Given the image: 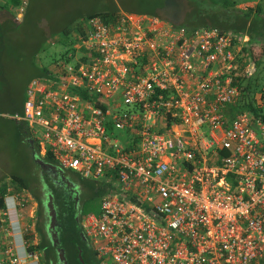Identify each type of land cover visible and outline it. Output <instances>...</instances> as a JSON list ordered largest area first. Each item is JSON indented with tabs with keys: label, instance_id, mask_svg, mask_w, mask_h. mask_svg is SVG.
Wrapping results in <instances>:
<instances>
[{
	"label": "built area",
	"instance_id": "obj_1",
	"mask_svg": "<svg viewBox=\"0 0 264 264\" xmlns=\"http://www.w3.org/2000/svg\"><path fill=\"white\" fill-rule=\"evenodd\" d=\"M27 5L12 9L17 20ZM235 38L154 16L95 17L74 54L27 84L23 113L12 118L38 155L50 152L85 179L112 172L121 189L81 223L99 264H264V119L237 108L254 66L240 63ZM80 88L101 102L81 98ZM137 104L142 112H130ZM108 118L136 128L139 147L113 138ZM10 198L19 208L28 201ZM8 211L0 208V264H31L37 256L25 241L18 252L9 240Z\"/></svg>",
	"mask_w": 264,
	"mask_h": 264
},
{
	"label": "trees",
	"instance_id": "obj_2",
	"mask_svg": "<svg viewBox=\"0 0 264 264\" xmlns=\"http://www.w3.org/2000/svg\"><path fill=\"white\" fill-rule=\"evenodd\" d=\"M37 1H28L21 20H17L12 11L19 4V0H11L6 5L0 4V116L1 114L21 115L27 84L32 78L49 76L50 66L48 68L42 66L39 69L34 66L37 70L31 74V77H21V74L25 76L24 72L29 69L26 62L34 63L33 59L43 48L46 38L49 40L50 37L55 36L58 39L57 43L66 48L53 58L52 62L59 57L65 58L68 52L74 54L77 51L75 45L82 41L84 25L87 21L99 17L106 24H116L123 12L133 16L158 17L174 27H183L189 32L195 29L215 27L237 37L234 41L241 46L238 54L240 63L254 66V70L249 71L242 80L241 88L245 92L242 93L237 108L251 111L257 116L261 114L264 106V82L259 83L257 70L264 64V0H110V5L109 0H106L102 4L103 6L99 7L100 9L96 8L87 12L75 11L77 8L74 7V14L66 19L64 25L59 29H55V27L43 28V16L39 12L41 5ZM70 2L71 0H60L55 5L71 8ZM249 2L254 4L246 5ZM239 4L246 6L240 8ZM173 6H177V9ZM244 35L248 37V40L242 43L240 37ZM12 62L21 64L22 67L20 68L21 74L16 77L10 75L8 66ZM74 91L81 98L93 100L96 103H100L102 100L97 95L89 96L83 88ZM129 111L140 114L142 107L137 104ZM260 116L264 119V115ZM13 123L16 128H19L15 121ZM168 126H171L169 118ZM105 129L113 138L121 141L126 149L134 150L139 147L136 128L116 129L113 120L108 118ZM26 133L29 134V130ZM36 149L38 147L34 148V150ZM42 160L57 166L50 152L42 157ZM69 173L78 179L77 189L87 199L100 200L101 202L104 198L119 194L121 191L112 172L105 173V176L98 179H85L73 171H69ZM9 179L15 184L14 192H21V188L28 189L37 201L34 232L28 230L23 236L27 251L37 256L38 264H62L58 260L56 247L52 245L51 239L44 229L42 199L34 190L30 189V183L26 182L23 176L10 173ZM47 183L54 196L58 220V228H56L58 246L64 250L66 264H81L78 259L79 248L82 250V258L86 264H99L93 251L82 240L81 226L78 227L76 220L78 212L86 214L91 212V209L82 205L78 211L75 210L72 200L69 201L67 194L61 190V186L54 185L49 180ZM7 191L8 184L0 183L1 209L5 208ZM98 208H95L93 212H97Z\"/></svg>",
	"mask_w": 264,
	"mask_h": 264
},
{
	"label": "rangeland",
	"instance_id": "obj_3",
	"mask_svg": "<svg viewBox=\"0 0 264 264\" xmlns=\"http://www.w3.org/2000/svg\"><path fill=\"white\" fill-rule=\"evenodd\" d=\"M60 0H38L37 2L41 5L39 12L42 13L44 23V29L53 28L59 29L62 27L66 19L70 18L74 14L73 8L76 7L75 11L87 12L93 9H100L102 4L106 0H71L69 3L71 8H62L59 5H55ZM108 4V2H107ZM111 4L109 0V5ZM254 3H246L248 6H252ZM244 4H239L238 7L243 8L246 6ZM100 7V8H99ZM177 9V6H173ZM45 39V44L43 48L38 52L37 56L33 59L34 63L26 62L28 65V70L24 72L25 76L21 74V64L12 62L10 67V75L16 77L21 74V77H31V74L42 66L47 68L50 66L52 59L57 57L60 52L64 51L65 46L57 43L55 36ZM80 43V42H78ZM23 64V63H22ZM36 66V68L34 67ZM259 83L264 82V64L258 67ZM264 115V106L261 111ZM1 114L0 116V183L7 182L10 173H17V175L23 176L26 182L32 183L37 181V167L32 163L28 147L22 141V133L19 128L14 126L11 120L12 115ZM10 183L12 181L10 180ZM44 199V198H43ZM100 204V200L93 201L84 197V194H80V206H86L91 209V212L95 211ZM29 210V208H28ZM26 211V210H25ZM45 213V214H44ZM44 213L42 215L43 222L46 224L48 222V217L46 209L44 208ZM36 216V213L34 212ZM27 216V213L25 214ZM29 218V217H27ZM35 218V217H34ZM26 227V224L24 225ZM45 229V227H44ZM36 235V234H35Z\"/></svg>",
	"mask_w": 264,
	"mask_h": 264
},
{
	"label": "crops",
	"instance_id": "obj_4",
	"mask_svg": "<svg viewBox=\"0 0 264 264\" xmlns=\"http://www.w3.org/2000/svg\"><path fill=\"white\" fill-rule=\"evenodd\" d=\"M140 16H146V15H140ZM161 21L168 23L165 20H161ZM4 116H6V115H4ZM11 120L15 121L16 125H18V127L22 133V139L21 140L24 141V143L28 147L29 157H30L32 163H34L36 165V167L38 168L37 164L34 161V156H36V157L39 156L38 155V149L34 150L33 142L31 143L32 140H30V135L29 134L27 135V133H26L27 130H25V128L23 127V123L20 121H16L12 117H11ZM38 173L39 172L37 169V172H36L37 177H38ZM7 179H8V181L5 183L8 184V191H7V194L5 196V206L9 209L8 214L12 220L11 224H12V226H14L13 233L11 236H9V240L13 241L14 247L18 250V252H22V250L24 249L22 247V243H24L23 236L25 235L23 229L26 227L27 228L29 227V230L34 232L35 223H34V225L32 224V222H33V219H32L33 214L32 213L34 210L33 208H34L35 203H33V198H32L33 196L28 189L21 188V192L20 191L14 192L15 191V186H14L15 184L10 183L9 178H7ZM34 182L30 183V189L33 188L32 187L33 185H36V184H34ZM15 193H20L22 195H26L27 197L29 196L30 200L28 199V203H27L28 205H24V207H22V208L15 206L12 198H10V196L15 194ZM28 208H29V210H28ZM26 213H27V216H25ZM27 217H29V218H27ZM25 224H26V227L24 226ZM17 226H19L20 228L18 229ZM34 259L33 258L31 259V264H38V259L37 258H34Z\"/></svg>",
	"mask_w": 264,
	"mask_h": 264
},
{
	"label": "flooded vegetation",
	"instance_id": "obj_5",
	"mask_svg": "<svg viewBox=\"0 0 264 264\" xmlns=\"http://www.w3.org/2000/svg\"><path fill=\"white\" fill-rule=\"evenodd\" d=\"M23 127L25 128V130H27V128H26V126L24 124H23ZM30 140H32L31 142H33V145H35L34 148L38 147V149H39V145L36 146L38 144L37 141L35 139H33L31 136H30ZM38 157L42 159V157H40V156H38ZM64 171H63V175L65 177L64 178L65 180H62L61 179L62 176L58 172H55L54 170H50V169H45L44 170V169L38 168V172L39 173H38L37 181L34 182V184H36V185H33L35 187H33L32 190H34L36 192V194H38V196L42 199V201H43V204H42L43 210L45 208V201L47 200L49 195L52 196V201H53V204H54V196H53V193L51 191V188H50L49 184L47 183L48 180L52 184L62 187L61 190H63L64 193L67 194L69 201L72 200V203L74 205V209L75 210L78 211L79 207H81L80 206V191L77 189L78 185H79L78 179L76 177H73V175H71L68 170H64ZM32 198H33V203H35V205L33 204L34 205V208H33L34 210H33V213H32L33 214V217H32L33 222H32V224L34 225V221L36 220V216L34 215V212L36 213V210H37V201L35 200L34 197H32ZM28 199H29V196H28ZM27 203H28V201H27ZM26 205H28V204H26ZM86 214H81L80 212L77 213L76 220L78 221L77 222L78 225H79L78 227L81 226L83 217ZM47 225H48V222H46V224H45V230H46V232H47V234L49 236V233H48V230H47ZM56 228H58V227L56 226ZM85 242H86V238H85Z\"/></svg>",
	"mask_w": 264,
	"mask_h": 264
},
{
	"label": "water",
	"instance_id": "obj_6",
	"mask_svg": "<svg viewBox=\"0 0 264 264\" xmlns=\"http://www.w3.org/2000/svg\"><path fill=\"white\" fill-rule=\"evenodd\" d=\"M32 143V142H31ZM34 161L35 163L39 166L41 169H50L54 170L55 172H58L62 177V180H65L64 175H63V170L53 164L47 163L44 160H42L39 157L34 156ZM45 208H46V213L48 217V225H47V230L49 233V237L51 239V243L54 247H56L57 255H58V260L62 264H66V260L64 257V250L58 246L59 241H58V232L56 231V226L58 224L57 220V213L56 209L54 207L53 201H52V196L49 195L47 200L45 201ZM81 238L83 241H85V236L81 232ZM78 259L81 264H86L82 258V250L79 248L78 250Z\"/></svg>",
	"mask_w": 264,
	"mask_h": 264
},
{
	"label": "clouds",
	"instance_id": "obj_7",
	"mask_svg": "<svg viewBox=\"0 0 264 264\" xmlns=\"http://www.w3.org/2000/svg\"><path fill=\"white\" fill-rule=\"evenodd\" d=\"M244 36H246V35H244ZM246 37H247V36H246ZM247 40H248V37H247ZM51 63H52V62H51ZM50 65H51V64H50ZM5 208H6V206H5ZM5 208H4V209H5Z\"/></svg>",
	"mask_w": 264,
	"mask_h": 264
}]
</instances>
